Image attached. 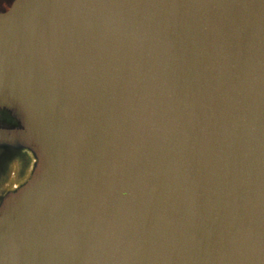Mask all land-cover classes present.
<instances>
[{"label": "water", "instance_id": "water-1", "mask_svg": "<svg viewBox=\"0 0 264 264\" xmlns=\"http://www.w3.org/2000/svg\"><path fill=\"white\" fill-rule=\"evenodd\" d=\"M0 110V264H264V0H11Z\"/></svg>", "mask_w": 264, "mask_h": 264}, {"label": "rangeland", "instance_id": "rangeland-1", "mask_svg": "<svg viewBox=\"0 0 264 264\" xmlns=\"http://www.w3.org/2000/svg\"><path fill=\"white\" fill-rule=\"evenodd\" d=\"M10 3L11 0H0V10ZM36 166L37 157L30 148L0 143V205L9 192L29 180Z\"/></svg>", "mask_w": 264, "mask_h": 264}, {"label": "flooded vegetation", "instance_id": "flooded-vegetation-1", "mask_svg": "<svg viewBox=\"0 0 264 264\" xmlns=\"http://www.w3.org/2000/svg\"><path fill=\"white\" fill-rule=\"evenodd\" d=\"M17 124V121L13 119L6 110H0V126L11 127Z\"/></svg>", "mask_w": 264, "mask_h": 264}]
</instances>
